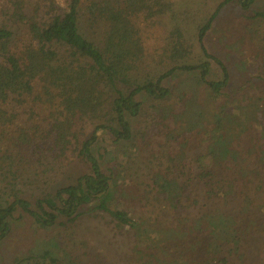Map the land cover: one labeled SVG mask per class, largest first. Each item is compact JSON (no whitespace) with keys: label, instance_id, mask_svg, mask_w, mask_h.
<instances>
[{"label":"trees","instance_id":"1","mask_svg":"<svg viewBox=\"0 0 264 264\" xmlns=\"http://www.w3.org/2000/svg\"><path fill=\"white\" fill-rule=\"evenodd\" d=\"M257 1L224 0L186 63L179 26L150 59L138 24L176 15L171 0H0V242L17 211L34 227L12 264H247L264 251V97L228 111V72L204 46L223 5ZM210 58L223 81L208 80ZM177 72H197L208 100L182 85L173 101ZM98 131L113 138L101 156Z\"/></svg>","mask_w":264,"mask_h":264},{"label":"rangeland","instance_id":"2","mask_svg":"<svg viewBox=\"0 0 264 264\" xmlns=\"http://www.w3.org/2000/svg\"><path fill=\"white\" fill-rule=\"evenodd\" d=\"M171 1L174 3L176 15L168 14L158 18V21L144 20L142 17L138 20L147 55L150 58L155 56L156 51L162 52L161 48L167 43V32L174 26H179L185 37L194 45L193 55L185 62L197 63L202 58L197 41V28L208 21L224 0ZM255 10H264V0H258L254 9L249 12L241 11L234 2L223 5L211 21L210 29L204 38V46L208 54L220 61L228 72L226 85L222 89L226 100L224 104L228 111L234 108L238 109L242 118L244 117L242 112H250L254 107H257L254 103L255 97H264V86L258 79L260 74L264 75V20L254 15ZM88 35L91 36L89 32ZM209 61L211 67L207 76L208 80L223 81L224 74L220 65L211 58ZM164 68L157 67L155 72L166 70ZM165 84L174 92L173 101H177L178 90L182 85L188 93L195 86V88H199L197 72L174 73L171 79L165 81ZM198 90L201 93V100H208V93L204 90L201 91L200 88ZM234 121L238 120L234 119ZM232 125L237 127L236 136H239L242 133L239 125ZM97 134L99 142L95 150L99 149L101 152H96V154L101 156L103 147H109L113 138L106 137L101 131H98ZM135 165H137L136 162ZM135 165L133 170L136 169ZM20 213L21 211H17L14 214V237L11 236L0 242L1 264H12V259L18 252L16 243L19 239L22 240L24 234L26 236L33 235L34 227L30 223L22 224L24 220ZM42 235L44 234L41 233L40 236ZM16 239L17 241H15ZM99 248L109 259L115 258L114 254L108 253L102 245ZM263 252L261 249L253 251L247 264H256V261L264 259Z\"/></svg>","mask_w":264,"mask_h":264}]
</instances>
